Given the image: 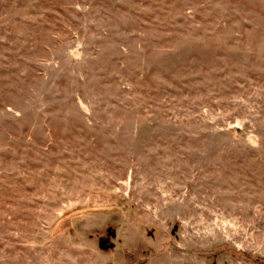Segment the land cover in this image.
Masks as SVG:
<instances>
[{
	"label": "rangeland",
	"instance_id": "rangeland-1",
	"mask_svg": "<svg viewBox=\"0 0 264 264\" xmlns=\"http://www.w3.org/2000/svg\"><path fill=\"white\" fill-rule=\"evenodd\" d=\"M0 264H264V0H0Z\"/></svg>",
	"mask_w": 264,
	"mask_h": 264
}]
</instances>
